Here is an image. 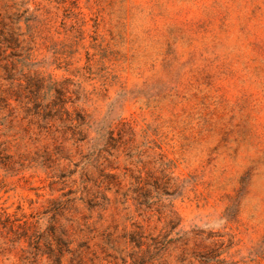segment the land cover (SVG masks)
<instances>
[{
	"label": "rangeland",
	"instance_id": "rangeland-1",
	"mask_svg": "<svg viewBox=\"0 0 264 264\" xmlns=\"http://www.w3.org/2000/svg\"><path fill=\"white\" fill-rule=\"evenodd\" d=\"M30 8L16 80L0 60V264H57L10 231L55 223L62 264H264V0Z\"/></svg>",
	"mask_w": 264,
	"mask_h": 264
},
{
	"label": "trees",
	"instance_id": "trees-1",
	"mask_svg": "<svg viewBox=\"0 0 264 264\" xmlns=\"http://www.w3.org/2000/svg\"><path fill=\"white\" fill-rule=\"evenodd\" d=\"M0 0V40L2 37V41L0 43L5 44V51L9 50V54H6L3 60L4 64L1 66L8 75V78L16 80L13 78V69H15L16 65L13 64L18 60L13 56L17 54L13 51L15 47L19 46L20 37H33L31 33L34 26L31 22L36 21L38 14L36 11L38 9H31V1L32 0ZM25 25V29L27 33L21 32V24ZM14 59V60H13ZM19 82V80H18ZM21 85V83H19ZM29 85L26 88L21 90L22 97L26 95V89H28ZM31 91V90H28ZM21 96V95H20ZM18 96L16 99H18ZM21 97V98H22ZM28 97V95H26ZM54 109V108H53ZM61 111L60 109H57ZM48 111V110H47ZM67 112V110H64ZM56 223L51 225V234H48L45 231H40L38 227H32L30 225L24 224L23 226H17L20 228L21 232L17 230H13V226L10 227V231H13L15 235H17V239H13L14 242H21L22 239L28 243L30 248H41V246H46L47 248H57V264H62V257L64 255V251L61 248H70V243L68 242V238L60 237L56 235ZM69 251V250H68Z\"/></svg>",
	"mask_w": 264,
	"mask_h": 264
}]
</instances>
